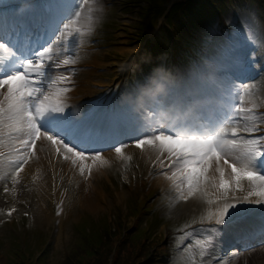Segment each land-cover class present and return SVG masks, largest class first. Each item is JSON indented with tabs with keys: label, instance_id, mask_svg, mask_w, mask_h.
I'll return each instance as SVG.
<instances>
[{
	"label": "snow or ice",
	"instance_id": "1",
	"mask_svg": "<svg viewBox=\"0 0 264 264\" xmlns=\"http://www.w3.org/2000/svg\"><path fill=\"white\" fill-rule=\"evenodd\" d=\"M18 2L27 5L33 14H38L41 22L48 25L49 35H51L56 32V26L62 19L60 13L67 0H18ZM30 23H32L30 20L24 21L26 26ZM8 39L9 37L3 31V23L0 21V40L7 41ZM0 46L8 47V44L5 43ZM48 51V48H44L43 52L28 51L26 54L21 53L20 57H16V54L13 53L14 60L12 63L8 64L7 67L0 65V76L7 77L0 83L9 86L5 100L11 101L12 106L22 116H25L26 123L36 139L46 136L48 140L54 144L62 145L69 152L79 148L80 151L76 154L84 159L85 152L99 151L119 136V130L112 126L114 121L117 119L130 120L133 117L129 115L130 109L127 105L113 104L104 113L93 119V110L78 117L66 111L62 106L54 104L48 107L31 101L29 98L34 93L40 92V88L36 85L43 83L42 78L45 76L46 68L54 67L51 63L44 62V57ZM15 59L21 60L20 68L14 67ZM255 63L253 58H249L247 63L241 60L236 72L239 76H243L253 70ZM259 71L264 72V67H261ZM191 75L189 73L188 76L182 77L181 82L190 79ZM62 79L67 80L68 74ZM159 91L161 99L157 100V104L161 107H168L171 104L172 108L182 110L183 107L187 106L188 113L198 112L202 107L199 103L200 95L193 94L187 98L176 100L172 99L173 94L177 91L175 88L169 87ZM151 94L156 95V93ZM165 96L168 98L163 99ZM92 103L95 105L96 101ZM188 113H184V115L187 116ZM104 121H108L109 127L101 132L99 126ZM254 130L246 129V131ZM131 131L134 132L136 129H131ZM205 135L206 138L203 140L193 139L191 141L163 134L156 139L176 160L184 158L199 166L201 174L207 171L213 161H222L223 165H227L231 169L232 181L223 178V171L220 173L221 180L218 187L223 191L218 193L220 203L217 205L218 211L214 217L215 222L209 229L218 240L231 238L245 241L253 235L264 236V135L253 139L239 138L245 148L243 167H238L235 161L230 162L228 159V153L239 146L235 129H233L232 139H223V134L220 132H216L215 135L209 132ZM141 143L144 142L141 141ZM119 150L117 149V151ZM222 153L223 155H221ZM173 162L175 163V160ZM190 171L195 173L197 169L193 167ZM241 205L245 207L242 208ZM257 209L259 215L255 216V219H251L252 214Z\"/></svg>",
	"mask_w": 264,
	"mask_h": 264
},
{
	"label": "rangeland",
	"instance_id": "2",
	"mask_svg": "<svg viewBox=\"0 0 264 264\" xmlns=\"http://www.w3.org/2000/svg\"><path fill=\"white\" fill-rule=\"evenodd\" d=\"M124 21H126V18ZM121 27H123L124 32L119 30L120 32L114 34L117 37L116 40L119 46L111 50L117 51L121 57L127 55L129 49L136 50L142 56L141 46L129 38L130 33H126V31H131V28L125 27L124 23ZM96 57L100 61H103L98 53H96ZM0 145L3 144L0 143ZM129 149L130 145L127 148L122 147L119 151L113 153L107 154L106 152V155L102 157L103 159L106 158L107 162L100 164L101 166L96 167V169L92 170L90 168L89 175H93L94 177L83 180L81 186L75 179L71 181L66 178L59 179V184L56 185V193L60 192L61 187L62 191L57 196V201L60 202L63 214L58 216L57 222L53 220V209L56 207V204L55 199L52 198V194L50 193L52 178L49 172H47L46 163H44V169L41 165L34 166L31 172H27V168L24 167L26 171L23 172V175L26 180H16V182L12 183L10 187L13 189V193H9V187L4 193H0V251L6 250L11 237L9 233L10 226L8 223H5L4 218L7 217V212L12 209L19 214L23 212L28 216L24 217L32 224L29 237L35 235L38 230L54 235L48 259L50 260L49 264H56L62 258L64 250L71 247V243L77 239V233L74 231L77 213L87 212V215L91 216V218L97 219L101 213H108L113 209L118 210L121 208L124 211L125 205L126 207L133 208L134 200L145 197L147 181H143L142 183L131 181L132 174L127 170L133 171L135 169L137 158H132L133 156L130 155ZM121 152H123L122 155ZM125 153L126 157L122 158ZM66 177L70 178L69 176ZM84 178L86 177L83 175L82 179ZM66 182L68 184H77L71 187L66 185ZM88 191L92 194V197L86 194V199L89 201L86 202L81 196L83 192ZM150 203L151 201L146 207ZM152 205L154 209H157L158 213H161L162 210L157 206L156 202H153ZM164 208L165 206L162 209L164 210ZM172 214L178 218L182 213L176 211ZM171 224L173 223L171 222ZM173 226L174 228L177 227ZM186 235H190L195 240L189 243L190 237ZM175 236L179 241L176 251L177 254H180V257L170 264H202L206 258V253L209 251L207 246V242H209L208 230L203 231L198 236L193 233L181 235V231L175 230ZM184 236L186 237L181 240L180 238ZM255 250L254 254L248 255L246 258H244L243 253L233 254L234 261L237 264H264V248L256 247ZM183 252L186 254L184 255ZM228 258L230 259L231 257ZM6 259L5 256L4 260ZM230 262H233V260L230 259L225 263ZM217 263H220V261Z\"/></svg>",
	"mask_w": 264,
	"mask_h": 264
},
{
	"label": "bare ground",
	"instance_id": "3",
	"mask_svg": "<svg viewBox=\"0 0 264 264\" xmlns=\"http://www.w3.org/2000/svg\"><path fill=\"white\" fill-rule=\"evenodd\" d=\"M92 18H93V16L83 17V19L86 20L88 23H90V21H91ZM40 163H42V162H40ZM222 171L224 172V178H225V180L232 181V177H231V176L229 175V173L227 172V169L224 168ZM154 182H156V181H154ZM171 182H172V183H175V182L173 181L172 177H169L168 175L163 176V177L157 179V183H167V184H170V185H171ZM207 192H208V193H211V191L208 190V189H207ZM86 194H89V195L92 197V194H90L89 191L86 192ZM81 198H82L83 200H85L86 202H89V201L86 199V196H85V195H82ZM93 198H94V197H93ZM186 198H189V199H187V200H189V203H190V204L187 205V206H185L184 208H190V207H192V206H195V205L198 203V201H199L198 197H196V196H194V195H190V194H184L183 196L180 197V200L182 201L183 199H186ZM182 204H183V203H182ZM240 207L243 208V207H245V206L241 205ZM248 207H254V206H248ZM255 211H256V210H255Z\"/></svg>",
	"mask_w": 264,
	"mask_h": 264
}]
</instances>
